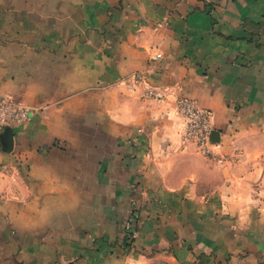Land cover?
I'll list each match as a JSON object with an SVG mask.
<instances>
[{"label":"crops","instance_id":"obj_1","mask_svg":"<svg viewBox=\"0 0 264 264\" xmlns=\"http://www.w3.org/2000/svg\"><path fill=\"white\" fill-rule=\"evenodd\" d=\"M4 100L0 264H264V0H0Z\"/></svg>","mask_w":264,"mask_h":264},{"label":"built area","instance_id":"obj_2","mask_svg":"<svg viewBox=\"0 0 264 264\" xmlns=\"http://www.w3.org/2000/svg\"><path fill=\"white\" fill-rule=\"evenodd\" d=\"M158 58V55L154 57L155 60ZM179 111L187 120L185 140L188 142H195L202 154L206 156L210 155L208 147L213 131L211 125V113L205 109L200 108L194 101L185 98L179 100ZM29 115L30 111L27 107L10 100L1 101L0 130L14 123L25 122L26 120H28ZM125 236H127L130 241H136L138 237L135 214L131 215L125 225V231L121 240V246L123 249Z\"/></svg>","mask_w":264,"mask_h":264},{"label":"water","instance_id":"obj_3","mask_svg":"<svg viewBox=\"0 0 264 264\" xmlns=\"http://www.w3.org/2000/svg\"><path fill=\"white\" fill-rule=\"evenodd\" d=\"M9 130L10 133V139H9V150L12 147V134H11V130ZM220 142V133L217 131H213L210 137V143L211 144H217Z\"/></svg>","mask_w":264,"mask_h":264},{"label":"trees","instance_id":"obj_4","mask_svg":"<svg viewBox=\"0 0 264 264\" xmlns=\"http://www.w3.org/2000/svg\"><path fill=\"white\" fill-rule=\"evenodd\" d=\"M134 242L135 241H130V239L127 236H125L124 237V244H123L124 249L126 251H129L131 249V247H132V245H133Z\"/></svg>","mask_w":264,"mask_h":264},{"label":"rangeland","instance_id":"obj_5","mask_svg":"<svg viewBox=\"0 0 264 264\" xmlns=\"http://www.w3.org/2000/svg\"><path fill=\"white\" fill-rule=\"evenodd\" d=\"M7 127H9V126H7ZM4 128H6V127H4ZM4 128H3V129H4ZM1 130H2V129H1Z\"/></svg>","mask_w":264,"mask_h":264}]
</instances>
